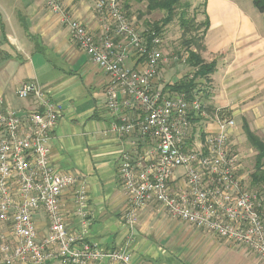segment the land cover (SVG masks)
<instances>
[{"label":"built area","instance_id":"2783aa9c","mask_svg":"<svg viewBox=\"0 0 264 264\" xmlns=\"http://www.w3.org/2000/svg\"><path fill=\"white\" fill-rule=\"evenodd\" d=\"M119 2L96 0L95 11L110 23L94 35L61 0H44L78 46L108 73L105 105L115 118L111 129L150 142L135 160L128 152L120 155L118 177L128 203L125 225L133 233L137 212L155 202L171 219L245 247L264 262V195L247 189L238 175L243 157L232 152L229 142L235 121L217 118V130L206 132L200 146L187 143L191 120L208 117L201 92L188 99L184 92L154 87L162 60L160 34L130 21ZM115 37L122 39L120 46ZM130 53L143 59L140 69L125 65ZM15 94L32 99L34 108L12 109L0 100V264H128V242L122 248L103 249L85 240L84 231L71 232L64 222L59 197L76 177L59 172L50 162V140L62 105L33 82L21 84ZM124 109L139 110L141 116L122 115ZM179 169L185 185L174 191L170 180ZM86 199L80 184L74 204L81 216L86 214ZM40 210L48 221L42 239L34 223Z\"/></svg>","mask_w":264,"mask_h":264},{"label":"crops","instance_id":"0c3cea01","mask_svg":"<svg viewBox=\"0 0 264 264\" xmlns=\"http://www.w3.org/2000/svg\"><path fill=\"white\" fill-rule=\"evenodd\" d=\"M61 2L94 35L101 34L109 22L95 11L96 0ZM202 6L208 25L200 56L205 63L213 62L214 68L201 81L208 117L191 120L187 143L200 146L206 132L217 130V118H231L235 126L229 142L234 150L240 137L246 140L244 124L264 137L263 16L251 0H203ZM115 43L120 46L122 39L115 37ZM143 64L132 53L125 60L130 69ZM180 79L163 83L155 78L153 85L176 92L169 87ZM27 82L46 89L62 105L50 140V162L59 172L76 177L59 197L60 212L71 232L84 231L85 240L103 249L122 248L128 242V264H264L245 247L171 219L155 202L137 212L132 233L124 223L128 203L118 177L120 155L128 152L135 160L150 142L138 134L121 135L111 129L115 118L105 105L108 73L78 46L68 26L58 21L44 0H0V100L12 109L34 108L32 99L15 94ZM122 115L141 116L136 109H124ZM242 168L243 164L238 175L245 185ZM181 174L180 169L175 171L170 180L174 191L185 185ZM80 184L87 198L83 216L74 204ZM34 223L42 239L48 232L44 210L35 214ZM97 264L121 263L103 260Z\"/></svg>","mask_w":264,"mask_h":264},{"label":"rangeland","instance_id":"374dc122","mask_svg":"<svg viewBox=\"0 0 264 264\" xmlns=\"http://www.w3.org/2000/svg\"><path fill=\"white\" fill-rule=\"evenodd\" d=\"M185 1L189 3L188 7H183ZM202 3L203 0H183L176 8L172 20L161 28L159 33L161 45L159 49L162 54V60L158 64L156 75L159 81L168 83L173 79H177L178 76L182 78L190 72L191 69L185 64V58L187 52L194 49V45H188V41H190V39H194L195 41L200 39L204 29L203 25L198 24L203 21ZM119 4L130 21H134L138 27L142 24V28L146 26L152 28L153 23L160 21L166 15L162 10H149L147 8L148 0H120ZM182 12L185 21L184 25L182 24L183 20L181 18ZM186 21L189 23L188 26H186ZM137 22L140 24H137ZM200 41L201 39L198 45H201L202 41ZM195 131H193V133H195ZM240 138L239 143L235 145L232 151L243 157L241 160L243 168L240 173L245 177L244 186L247 189H257L259 186H253L250 179V174L254 171V157L256 151L248 144L244 136ZM260 138L264 141V137L260 136ZM219 243L231 248L228 244L223 242Z\"/></svg>","mask_w":264,"mask_h":264},{"label":"trees","instance_id":"16d2710c","mask_svg":"<svg viewBox=\"0 0 264 264\" xmlns=\"http://www.w3.org/2000/svg\"><path fill=\"white\" fill-rule=\"evenodd\" d=\"M182 1L183 0H148L147 8L149 10L158 9L164 11L166 14L160 21L152 24V28L157 33H160L161 28L167 25L172 20L176 8L181 4ZM251 1L253 6L262 14L264 23V0ZM188 6L189 3L185 1L183 3V7ZM181 18L183 20L182 24L184 25L185 21L183 19V12ZM198 24H201L204 27L202 35L200 37L202 41L203 34L205 32V27H207L208 25V20L205 18L201 23ZM188 25L189 23L187 22L186 26ZM200 39L196 41L194 39H190V41H188V45L193 44L194 49H191L187 52L185 64L190 69L195 70L193 76L189 78V74H187L182 77L179 81L171 84L169 87L170 90L184 92L188 99L191 98L194 92H201V98L206 96L203 94V82L201 81L202 79L206 80L214 68L213 62L205 63L200 56V51L203 50L202 43L201 45H198ZM193 120L195 119L193 118ZM243 129L247 142L256 151L254 157V171L250 174L251 183L253 186H259V188L255 189L261 191L262 195H264V141L255 133H253L246 124L243 125Z\"/></svg>","mask_w":264,"mask_h":264}]
</instances>
